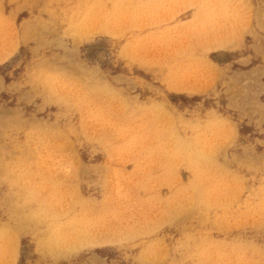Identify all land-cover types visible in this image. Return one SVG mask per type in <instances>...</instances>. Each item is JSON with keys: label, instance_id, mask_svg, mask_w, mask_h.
<instances>
[{"label": "rangeland", "instance_id": "rangeland-1", "mask_svg": "<svg viewBox=\"0 0 264 264\" xmlns=\"http://www.w3.org/2000/svg\"><path fill=\"white\" fill-rule=\"evenodd\" d=\"M0 264H264V0H0Z\"/></svg>", "mask_w": 264, "mask_h": 264}]
</instances>
